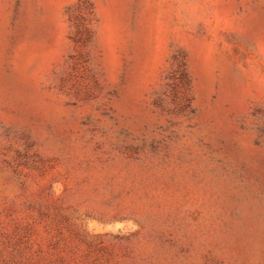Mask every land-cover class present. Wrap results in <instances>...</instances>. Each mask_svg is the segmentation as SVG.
I'll return each mask as SVG.
<instances>
[{"label": "rangeland", "instance_id": "obj_1", "mask_svg": "<svg viewBox=\"0 0 264 264\" xmlns=\"http://www.w3.org/2000/svg\"><path fill=\"white\" fill-rule=\"evenodd\" d=\"M0 264H264V0H0Z\"/></svg>", "mask_w": 264, "mask_h": 264}]
</instances>
